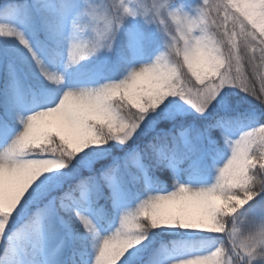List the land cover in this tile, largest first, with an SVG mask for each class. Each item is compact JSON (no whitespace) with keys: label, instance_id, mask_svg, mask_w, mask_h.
<instances>
[{"label":"snow or ice","instance_id":"obj_1","mask_svg":"<svg viewBox=\"0 0 264 264\" xmlns=\"http://www.w3.org/2000/svg\"><path fill=\"white\" fill-rule=\"evenodd\" d=\"M0 264H264V0H3Z\"/></svg>","mask_w":264,"mask_h":264},{"label":"rangeland","instance_id":"obj_2","mask_svg":"<svg viewBox=\"0 0 264 264\" xmlns=\"http://www.w3.org/2000/svg\"><path fill=\"white\" fill-rule=\"evenodd\" d=\"M197 2V0H186V3H190V4H195ZM0 3H3V0H0ZM86 31H88L87 29H86ZM90 59V62H92V63H95V60H93L92 58H89ZM241 96H243V94H240ZM241 105L242 106H247V107H250V108H252V107H259V105H258V102H256V101H254V100H252L250 97H246V98H244L242 101H241Z\"/></svg>","mask_w":264,"mask_h":264},{"label":"trees","instance_id":"obj_3","mask_svg":"<svg viewBox=\"0 0 264 264\" xmlns=\"http://www.w3.org/2000/svg\"><path fill=\"white\" fill-rule=\"evenodd\" d=\"M243 107H247V106H243ZM248 108H250V107H248Z\"/></svg>","mask_w":264,"mask_h":264}]
</instances>
